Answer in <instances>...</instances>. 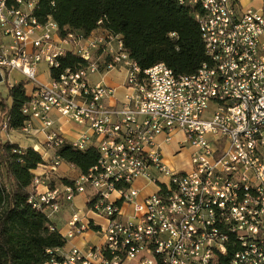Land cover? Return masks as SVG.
Listing matches in <instances>:
<instances>
[{
    "label": "built area",
    "instance_id": "1",
    "mask_svg": "<svg viewBox=\"0 0 264 264\" xmlns=\"http://www.w3.org/2000/svg\"><path fill=\"white\" fill-rule=\"evenodd\" d=\"M194 2L212 61L177 76L165 63L143 70L119 35L102 28L63 35L56 22L35 16L37 0H0V86L14 85L18 72L29 94L27 119L13 133L3 130L8 109L0 105V143L40 153L29 202L50 218L69 206L63 235L85 239L46 264H204L203 256L211 264H264V0ZM51 50L85 65L55 77L60 60L47 66ZM41 64L48 79L39 77ZM112 71L123 75L121 97L92 80ZM241 94L252 108L236 104ZM175 141L174 157L189 148L179 168L165 155ZM65 143H89L97 163L59 178ZM115 236H123L121 248Z\"/></svg>",
    "mask_w": 264,
    "mask_h": 264
},
{
    "label": "trees",
    "instance_id": "2",
    "mask_svg": "<svg viewBox=\"0 0 264 264\" xmlns=\"http://www.w3.org/2000/svg\"><path fill=\"white\" fill-rule=\"evenodd\" d=\"M195 11V6L178 0H37L35 16L40 22L49 18L56 22L63 35L74 30L90 35L102 28L120 36L128 54L143 70L165 63L175 75L182 76L197 73L210 61ZM201 12L197 5V13ZM57 57L60 67L53 70L55 77L67 68L85 65L71 53ZM26 86L25 80L7 86L8 97L0 102L8 109V122L14 129L27 119L22 111L29 100ZM57 155L81 173H87L99 158L95 147L82 151L68 143L57 150ZM42 162V156L32 147L0 143V264L61 260L58 251L67 245V239L53 219L35 209L28 197L33 170Z\"/></svg>",
    "mask_w": 264,
    "mask_h": 264
},
{
    "label": "bare ground",
    "instance_id": "3",
    "mask_svg": "<svg viewBox=\"0 0 264 264\" xmlns=\"http://www.w3.org/2000/svg\"><path fill=\"white\" fill-rule=\"evenodd\" d=\"M181 3H187L195 6L194 0H185L180 1ZM202 4H209V0H201ZM202 9V12L198 14V16H206V7L204 5H199ZM54 22V21H50ZM202 29V34L204 41L208 40V29H206L205 25H202V21H199ZM206 44V52L209 56L210 61H212V54H211V46L208 43ZM66 52H62L59 50H51L48 52V59H47V66H56L57 56H60ZM236 104L242 105L244 108H252V100L248 96V94H241L236 95ZM3 130L6 133H13L14 128L10 127L7 115H4V122H3ZM20 135L24 137L25 139H29V131H20ZM74 148L79 150H86L91 147V145L88 144H79V143H70ZM96 174H103L104 175V166L103 167H96ZM241 190H245V193H257V186L256 185H250V183H241ZM123 246V236H115L114 237V247H120ZM210 256H203V263L204 264H211L210 263Z\"/></svg>",
    "mask_w": 264,
    "mask_h": 264
},
{
    "label": "rangeland",
    "instance_id": "4",
    "mask_svg": "<svg viewBox=\"0 0 264 264\" xmlns=\"http://www.w3.org/2000/svg\"><path fill=\"white\" fill-rule=\"evenodd\" d=\"M39 77H41L42 79H48L49 78V69H47L46 65L45 64H41L39 66ZM106 77H114L116 82H121L122 79H123V75L121 73H118L116 71H112L110 73H107L105 75ZM21 80H25L24 76L21 74V73H18V72H14L13 73V76H12V82L16 83L21 81ZM92 80L93 81H98L100 80L99 76L98 75H94L92 77ZM0 92L2 93V95L4 96V98H7L8 97V87H6V85H3V86H0ZM10 100V99H9ZM187 150H184L181 154H179L175 159H172L169 155H167L168 157V160H172L173 161V164H174V167H181L183 166L185 160H186V157H187V154L189 152V148H186ZM68 165V164H67ZM66 163L64 164V166H67ZM63 166V165H62ZM70 168V167H68ZM60 170V168L58 169V171ZM59 174V172H58ZM70 175H75L76 173L73 171L72 173L69 172ZM79 202V201H78ZM71 215V211L69 210L68 212H66L65 214H63L62 216L59 215V219H56L57 220V224H58V229L63 232L65 231L66 229V225H65V220L67 218H69V216ZM126 264H136V263H126Z\"/></svg>",
    "mask_w": 264,
    "mask_h": 264
},
{
    "label": "crops",
    "instance_id": "5",
    "mask_svg": "<svg viewBox=\"0 0 264 264\" xmlns=\"http://www.w3.org/2000/svg\"><path fill=\"white\" fill-rule=\"evenodd\" d=\"M100 31H101V29H98V30H96L95 32H100ZM101 79L104 81L103 83H105V84H107V85H110V86H113V87H117V88H118V91H119V92H118V93H119L118 96L121 97V95H123L124 90L120 87V85H121L123 79H122V81L119 82V83L116 82L115 78H114V77H111V76H110V77H106V76H104V77H100V80H101ZM100 80H98V81H100ZM20 138L25 139V138L22 137L21 135H20ZM178 147H179L178 141H175V142H173L170 146H167V147L165 148L166 160H167V162H168L172 167H174L173 161H172V160H168V158H167L168 156H167V155H169L172 159H175L177 156L174 157V156L172 155V151L178 149ZM66 165H67V164H66ZM68 167H70V165L64 166V164H63L62 167H60V170H59V178H64V177H76V176L78 175L79 171H78L77 169H74V168H71V167L68 168ZM73 171H74L76 174H75V175H70L69 172L72 173ZM150 187H151V185H150ZM78 201H79V203H81V199L78 200ZM69 210H70L69 206H65L59 214H57V215H55V216H53V217L51 218V219H53V221L55 222L57 228H58V224H57V220H56V219H59V215L62 216L63 214H65V213L68 212ZM65 221H66V220H65ZM64 232H65V231H63V232H61V233L63 234ZM84 244H85V239H82V238H78V239H74V240H72V241H68V242H67V245L61 250V252H62V253L67 252V250L71 247V245L84 246Z\"/></svg>",
    "mask_w": 264,
    "mask_h": 264
}]
</instances>
